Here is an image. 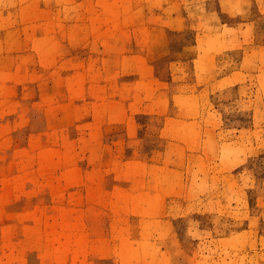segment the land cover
I'll list each match as a JSON object with an SVG mask.
<instances>
[{
	"label": "rangeland",
	"instance_id": "374dc122",
	"mask_svg": "<svg viewBox=\"0 0 264 264\" xmlns=\"http://www.w3.org/2000/svg\"><path fill=\"white\" fill-rule=\"evenodd\" d=\"M0 264H264V0H0Z\"/></svg>",
	"mask_w": 264,
	"mask_h": 264
}]
</instances>
